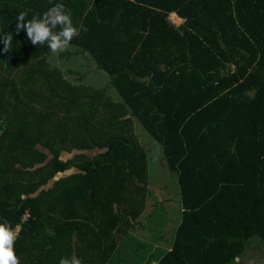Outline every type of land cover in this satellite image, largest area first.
Segmentation results:
<instances>
[{
  "label": "trees",
  "instance_id": "16d2710c",
  "mask_svg": "<svg viewBox=\"0 0 264 264\" xmlns=\"http://www.w3.org/2000/svg\"><path fill=\"white\" fill-rule=\"evenodd\" d=\"M56 3L87 27L70 47L108 75L120 102L66 82L46 45L17 34L19 12L31 19ZM9 32L0 222L19 225L20 264L73 252L83 264L116 263L153 181L136 121L178 186V216L159 214L176 229L158 264H236L250 239L264 242V0H0V34Z\"/></svg>",
  "mask_w": 264,
  "mask_h": 264
},
{
  "label": "rangeland",
  "instance_id": "374dc122",
  "mask_svg": "<svg viewBox=\"0 0 264 264\" xmlns=\"http://www.w3.org/2000/svg\"><path fill=\"white\" fill-rule=\"evenodd\" d=\"M170 20L174 24H180V21L172 15L170 16ZM48 62L51 66L57 68L61 72L62 78L66 82H70L74 85H83L94 89H101L112 101H121L117 91L112 85H110L108 75L100 71L93 59L79 49L69 46L63 52L51 54L48 57ZM135 130L140 145L150 159L149 174L153 178V181L150 180V194L148 198H146L145 203V207L148 210L146 213H143V217L136 220L137 232L134 228H129L127 231L128 235L122 240L119 238L118 243L122 246L123 251H121V255H119L120 258L115 257L116 263L114 264H149L150 255L157 251L156 245L158 247L161 245L159 244L158 239L160 241L167 238L168 240L171 239L170 232H167L168 225L161 220L163 215L159 214L163 211L164 213L167 212V214L173 216H178L179 214V208L177 205L178 192L176 190L178 188L177 182L174 179L175 177L169 173L164 161H162L161 152H159L160 148L137 121L135 122ZM99 152V150L93 149L88 150L86 153L87 155L92 156ZM72 154L62 153L60 158L62 160H67ZM64 173H70V171L68 170ZM62 175L63 174H58L57 177L52 179L44 188L50 187L54 181ZM159 188L164 192H161ZM168 192L172 195L174 200L171 203H163L162 198ZM156 201L158 202L157 212L150 215L149 212L152 210L151 205ZM166 219L167 218H164L163 220ZM138 222H142L143 225ZM172 227H174V225H172ZM135 247L136 250L134 251ZM159 254L162 253L157 252L155 255L158 256ZM145 259H148L147 262ZM238 259L239 260H237L236 264H264V242L256 237L250 239L243 256Z\"/></svg>",
  "mask_w": 264,
  "mask_h": 264
},
{
  "label": "clouds",
  "instance_id": "9594fccd",
  "mask_svg": "<svg viewBox=\"0 0 264 264\" xmlns=\"http://www.w3.org/2000/svg\"><path fill=\"white\" fill-rule=\"evenodd\" d=\"M49 3L51 4L52 0H49ZM27 15L26 11L18 13L17 34L26 31L32 45H46L52 54L63 52L81 32L88 31L82 21L79 25L73 24L71 11L66 9L63 3H56L44 13L33 15L31 19H26ZM12 39L11 32L0 34V42L4 45L5 53L11 50ZM18 231L19 225L13 228L7 220L0 222V264H20L14 251ZM59 264H83V261L73 252L70 257H61Z\"/></svg>",
  "mask_w": 264,
  "mask_h": 264
},
{
  "label": "crops",
  "instance_id": "0c3cea01",
  "mask_svg": "<svg viewBox=\"0 0 264 264\" xmlns=\"http://www.w3.org/2000/svg\"><path fill=\"white\" fill-rule=\"evenodd\" d=\"M172 16H174V17H176L177 19H178V21H180L179 23L181 24V20L175 15V14H172ZM180 24H178V26H180ZM170 219H168V220H162L163 222H166L167 223V225H168V228H167V232L169 233L170 232V234H171V239L170 240H168V238L167 239H162L161 241L158 239V241H159V244H161L160 245V247H158L157 245H156V252L153 254H151L150 255V262H149V264H158V262H159V259L163 256V255H165L167 252H169L170 250H171V248H172V243H173V240H174V232H175V229H176V225L174 224V223H172V222H170L169 221ZM160 221V220H159ZM172 225H174V227H172ZM125 237H123V239H124ZM158 243V242H157ZM165 246V247H164ZM136 250V247H135V249H134V251ZM157 252H160V253H162V254H159L158 256H156L155 254L157 253ZM147 260L148 259H145V261L147 262Z\"/></svg>",
  "mask_w": 264,
  "mask_h": 264
},
{
  "label": "built area",
  "instance_id": "2783aa9c",
  "mask_svg": "<svg viewBox=\"0 0 264 264\" xmlns=\"http://www.w3.org/2000/svg\"><path fill=\"white\" fill-rule=\"evenodd\" d=\"M171 21V20H170ZM181 23H182V20H181ZM176 26H178V24L175 23Z\"/></svg>",
  "mask_w": 264,
  "mask_h": 264
}]
</instances>
